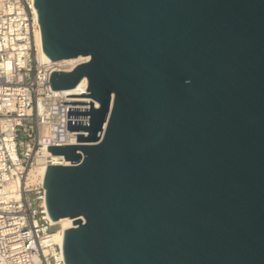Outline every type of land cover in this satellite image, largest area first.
Masks as SVG:
<instances>
[{
	"label": "water",
	"instance_id": "1",
	"mask_svg": "<svg viewBox=\"0 0 264 264\" xmlns=\"http://www.w3.org/2000/svg\"><path fill=\"white\" fill-rule=\"evenodd\" d=\"M76 144L47 145L67 264H264V0H34Z\"/></svg>",
	"mask_w": 264,
	"mask_h": 264
},
{
	"label": "built area",
	"instance_id": "2",
	"mask_svg": "<svg viewBox=\"0 0 264 264\" xmlns=\"http://www.w3.org/2000/svg\"><path fill=\"white\" fill-rule=\"evenodd\" d=\"M33 3L0 0V264H67L52 240L56 223L48 216L44 174L37 168L70 164L46 147L76 144V133L83 132L66 130L68 104L62 100L85 92L86 78L51 89L49 74L70 71L88 57L43 60Z\"/></svg>",
	"mask_w": 264,
	"mask_h": 264
},
{
	"label": "bare ground",
	"instance_id": "3",
	"mask_svg": "<svg viewBox=\"0 0 264 264\" xmlns=\"http://www.w3.org/2000/svg\"><path fill=\"white\" fill-rule=\"evenodd\" d=\"M34 12L36 13V16H37V12H36V8L34 7ZM35 42H36V45L39 46V50H40V56L43 60H49V58L46 56V54L43 52V49H42V45H41V38H40V32H37L36 36H35ZM81 57L80 56H76V57H71V58H66V60L68 62H75V61H78ZM37 172L39 174H44V170L43 168H40L38 169L37 168ZM46 204V202H45ZM48 213V212H47ZM72 218L70 217H61L57 220H54V222L57 224L58 222H61V221H65V225L61 228H57L55 229V231L53 232V235H52V240L56 243H58L60 245V247L62 248V230L64 229H67L69 227H72L74 224H72Z\"/></svg>",
	"mask_w": 264,
	"mask_h": 264
},
{
	"label": "rangeland",
	"instance_id": "4",
	"mask_svg": "<svg viewBox=\"0 0 264 264\" xmlns=\"http://www.w3.org/2000/svg\"><path fill=\"white\" fill-rule=\"evenodd\" d=\"M65 221H61V222H58L56 225H55V228L57 229V228H61V227H63L64 225H65Z\"/></svg>",
	"mask_w": 264,
	"mask_h": 264
}]
</instances>
